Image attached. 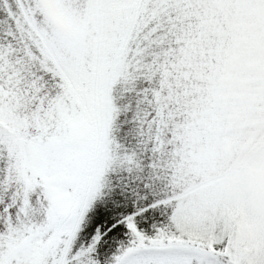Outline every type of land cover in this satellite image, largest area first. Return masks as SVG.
<instances>
[{
	"label": "snow or ice",
	"instance_id": "6c2138e0",
	"mask_svg": "<svg viewBox=\"0 0 264 264\" xmlns=\"http://www.w3.org/2000/svg\"><path fill=\"white\" fill-rule=\"evenodd\" d=\"M0 264H264V0H0Z\"/></svg>",
	"mask_w": 264,
	"mask_h": 264
}]
</instances>
